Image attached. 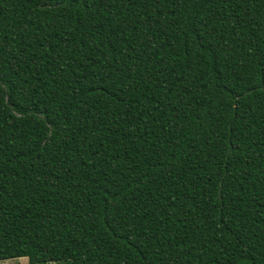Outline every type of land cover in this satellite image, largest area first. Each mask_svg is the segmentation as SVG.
<instances>
[{
	"label": "trees",
	"instance_id": "1",
	"mask_svg": "<svg viewBox=\"0 0 264 264\" xmlns=\"http://www.w3.org/2000/svg\"><path fill=\"white\" fill-rule=\"evenodd\" d=\"M264 264V0H0V261Z\"/></svg>",
	"mask_w": 264,
	"mask_h": 264
},
{
	"label": "rangeland",
	"instance_id": "2",
	"mask_svg": "<svg viewBox=\"0 0 264 264\" xmlns=\"http://www.w3.org/2000/svg\"><path fill=\"white\" fill-rule=\"evenodd\" d=\"M0 264H29L28 258H21V259H10L5 261H0ZM58 264V263H53ZM69 264V263H64Z\"/></svg>",
	"mask_w": 264,
	"mask_h": 264
}]
</instances>
